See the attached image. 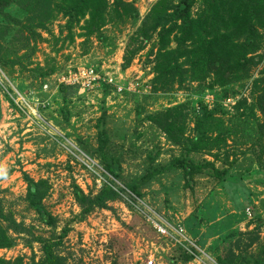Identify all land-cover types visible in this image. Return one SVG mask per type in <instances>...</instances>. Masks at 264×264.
<instances>
[{"label": "rangeland", "instance_id": "obj_1", "mask_svg": "<svg viewBox=\"0 0 264 264\" xmlns=\"http://www.w3.org/2000/svg\"><path fill=\"white\" fill-rule=\"evenodd\" d=\"M124 1L137 9L138 18L123 25L108 24L101 29L102 41L92 36L86 42L77 36L78 28L73 31V42L68 41L65 19L58 15L46 31H40L42 39L26 71L0 69V198L18 222L31 227L35 239L50 237L53 232L23 202L24 176L47 180L51 190L44 204L57 219L55 233L68 229L60 248L66 264H146L147 259L153 264H219L220 258L250 264L264 246V139L258 128L262 119L258 95L252 90L253 81L261 78L264 59L242 82L212 86L209 77L198 82L187 78L180 86L154 92L156 36L126 69L122 64L130 38L158 0ZM258 54L264 56V45ZM51 66L54 73L39 76L40 69ZM89 69L102 70L116 86L125 87L124 92L117 95L95 87L76 93L67 90L64 97L58 80L69 71L81 78ZM17 95L27 103L19 102ZM180 105L182 141L193 137L203 108L219 119L225 140L190 153L189 159L226 171L223 180L206 169L187 187L182 171L172 166L185 142L174 143L148 117ZM103 112L108 137L105 152L118 158L121 169L115 189H124L147 172L159 174L142 188L140 199L123 192L110 210H96L80 221L72 185L95 194L112 181L102 168L96 143V123ZM209 137L212 142L215 133ZM155 153V160H148ZM151 221H161L171 231L180 226L182 236L206 259L201 263L187 260L179 245L155 233ZM29 239L16 238L12 248L0 250V258L27 260L35 255L38 260L41 243L28 245Z\"/></svg>", "mask_w": 264, "mask_h": 264}, {"label": "trees", "instance_id": "obj_2", "mask_svg": "<svg viewBox=\"0 0 264 264\" xmlns=\"http://www.w3.org/2000/svg\"><path fill=\"white\" fill-rule=\"evenodd\" d=\"M12 10L15 13L12 14ZM58 15L65 19L68 41L73 42V31L78 28L81 33L77 36L88 42L92 36L102 41L101 29L108 24L123 25L136 21L138 11L124 0H0V69L5 72L9 69L11 72L17 67L26 71L31 64L29 57L42 39L40 31H46L47 25ZM154 36L157 37L152 59L154 76L151 84L154 92L180 86L187 78L198 82L209 77L212 86H224L233 80L242 82L249 77L251 68L259 66L264 59V56L258 54L264 45V0H158L130 38L122 69L129 66L132 58L144 50ZM40 71L39 76L47 77L56 69L51 66ZM101 87L112 90L103 83L99 85ZM67 90L77 92L74 87H59V91L64 94ZM252 90L258 95L257 106L262 114L258 128L264 139V69L261 78L253 81ZM250 111L253 115V108ZM141 112L142 109L138 108L137 113ZM182 114L180 105L148 117V121L154 123L174 143L180 145L185 142L182 143L180 158L174 159L172 166L182 171L184 185L187 187L191 186L196 175L206 169L216 179L223 180L226 171L215 169L210 162L193 163L189 159L190 153H198L211 145L218 146L225 140V131H221L219 119L215 118L213 111L203 108L202 115L195 122L193 137L182 141ZM63 116L67 117L66 111H63ZM104 122L103 112L96 123V143L102 168L112 181L102 185L95 194H85L81 188L72 185L71 195L79 209L80 221L96 210H110V204L118 201L123 192H127L129 198L140 199L142 188L155 174H159L156 171L147 172L127 183L124 189H115L114 182L121 180V169L118 158L109 157L105 152L108 137ZM211 133H215V137L212 142H208ZM157 156L158 153H155L147 158L152 162ZM23 181L26 186L23 197L26 209L53 233L50 237L35 239L31 227L18 222L12 208L0 198V250L12 248L19 237H31L30 241H26L28 245L41 243L38 260L35 255L27 260L23 257L13 260L0 258V264H66L60 248L63 247V238L68 229L64 228L56 235L57 219L47 211L44 204L51 185L45 179L34 181L27 176H24ZM185 254L187 260L193 259L191 254ZM218 263L233 264L221 258ZM250 264H264V246L259 258Z\"/></svg>", "mask_w": 264, "mask_h": 264}, {"label": "built area", "instance_id": "obj_3", "mask_svg": "<svg viewBox=\"0 0 264 264\" xmlns=\"http://www.w3.org/2000/svg\"><path fill=\"white\" fill-rule=\"evenodd\" d=\"M73 72V73H71ZM74 73L76 71H69L67 72L64 76H62L58 80V87L60 86H67V87H74L77 91L78 90H90L91 88L99 87L101 83L109 85L112 90L113 94L121 95L124 92L125 87L121 86H116L113 81L106 75L102 74V70L96 71V69H89V71H85L83 74V77H75ZM17 99L19 102L27 103L23 97L20 95H17ZM146 215V219H147ZM149 220V219H147ZM152 222V227L155 230L156 234L159 237H163L165 239L168 238L170 243H173V245H179L182 250L188 254H191L193 256V261H197L198 263H201L204 261L206 258L203 255V253L199 252L196 247L192 244L191 248L196 249V251H193L186 246L188 243V240L185 239L182 234H181V227L177 226L173 231L169 229V227L165 224L162 223L161 221H151ZM188 243V244H190ZM202 255V256H201ZM146 264H153L152 259H147Z\"/></svg>", "mask_w": 264, "mask_h": 264}]
</instances>
